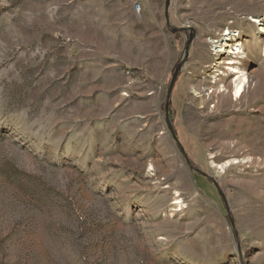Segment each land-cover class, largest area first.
<instances>
[{
  "label": "rangeland",
  "instance_id": "rangeland-1",
  "mask_svg": "<svg viewBox=\"0 0 264 264\" xmlns=\"http://www.w3.org/2000/svg\"><path fill=\"white\" fill-rule=\"evenodd\" d=\"M165 5L0 0V264H264V0Z\"/></svg>",
  "mask_w": 264,
  "mask_h": 264
},
{
  "label": "bare ground",
  "instance_id": "bare-ground-1",
  "mask_svg": "<svg viewBox=\"0 0 264 264\" xmlns=\"http://www.w3.org/2000/svg\"><path fill=\"white\" fill-rule=\"evenodd\" d=\"M261 29H262V31H264V23H263V26ZM227 40H228V38H227ZM227 43L228 42H226V40H223V41L220 40V42H219L220 47H222L223 45H227ZM237 46L238 47L236 48V50H234V51L231 50L230 52H228V54L231 55L230 56L231 59H229V64H231V63L235 64V62H237L239 60V55H241V53H242V50H241L242 46L240 43ZM221 62H223V61L217 62L215 64L217 66H215V67L218 68L219 66H221V65L218 66V64H221ZM231 72L233 75V78H231L232 87H229L226 84V82H223V81L217 83L218 85L216 87L219 88L218 94H223V96H229V94H231L230 92H232L233 98L236 100H239L244 96V94L246 93L247 89L250 86V76L244 69L239 68V67H236V69L234 67L233 70H229L228 74H231ZM191 90L194 93L195 97L200 100L201 108H204L207 94L202 93L200 90L197 89L196 86H193ZM232 162L233 161H226V163L225 164L223 163V165H220L219 168L224 170V168L229 166ZM235 162H237V161H235ZM181 203L182 202L180 200H177L173 203V205H175L174 211H181L182 210L183 204H181Z\"/></svg>",
  "mask_w": 264,
  "mask_h": 264
},
{
  "label": "water",
  "instance_id": "water-1",
  "mask_svg": "<svg viewBox=\"0 0 264 264\" xmlns=\"http://www.w3.org/2000/svg\"><path fill=\"white\" fill-rule=\"evenodd\" d=\"M165 1H166L165 14H166L167 23L169 24V21H170L169 10H170V2L172 0H165ZM174 30L176 31V30H181V29L180 28H176ZM190 31H191V34L189 35L188 40L186 42L184 58L182 59L181 63L176 67L177 69H175V71L173 73V76H172V79H171V82H170V85H169V88H168V92H167V100H166V103H165V111H166V117H167V121L168 122H169L170 100H171L173 88H174V85H175V82H176V79H177V75H178L180 69L182 68V66L188 61L189 55H191L190 54V46H191V44H192V42H193V40H194V38L196 36L195 28L190 27ZM170 129H171V132L173 134V137H174L175 141L181 147L182 152L185 154V150H183L184 148H183V146H181V143H180L179 139L177 138L178 136H176L175 131H174V129H173V127L171 125H170ZM214 184L216 185L217 189L222 194V197H223L224 202L226 203L227 209H228L227 200L225 199V196H224L221 188L219 187V185L215 181H214Z\"/></svg>",
  "mask_w": 264,
  "mask_h": 264
},
{
  "label": "built area",
  "instance_id": "built-area-1",
  "mask_svg": "<svg viewBox=\"0 0 264 264\" xmlns=\"http://www.w3.org/2000/svg\"><path fill=\"white\" fill-rule=\"evenodd\" d=\"M136 10H137V12H140L141 10H142V4H138L137 6H136ZM230 33V32H229ZM229 33H226V35H223L220 39H218V40H216V41H212V44H213V48L214 49H217V53H219V54H217L218 56L219 55H221V53H223V52H225V51H227V55L229 56V58H230V54H228V52H230L231 50H236V48L238 47L237 45L240 43V42H238V43H233V41H232V38H234V35L232 34L231 35V33L229 34ZM227 38H228V40H227ZM220 40L221 41H223V40H226V42H228L227 43V45H223L222 47H220V44H219V42H220ZM242 46V45H241ZM240 47V46H239ZM230 48V49H229ZM241 50H242V47H241ZM242 52H243V50H242ZM243 54L241 53V55H239V58H241V56H242ZM239 62V61H238ZM226 63H228L229 64V60H228V62H226ZM229 65H233L232 63L231 64H229ZM236 67H239V66H235V68ZM228 70L227 71H229V70H233V67H230V66H228V68H227Z\"/></svg>",
  "mask_w": 264,
  "mask_h": 264
},
{
  "label": "crops",
  "instance_id": "crops-1",
  "mask_svg": "<svg viewBox=\"0 0 264 264\" xmlns=\"http://www.w3.org/2000/svg\"><path fill=\"white\" fill-rule=\"evenodd\" d=\"M108 36L110 37V38H109V43H114V42L116 41V40H115L116 37L111 36V32L109 33ZM114 56H117V57L120 58V59H124L123 56H120V55H118V54H113V53L111 52V58L114 57ZM112 82H113V81H112Z\"/></svg>",
  "mask_w": 264,
  "mask_h": 264
}]
</instances>
